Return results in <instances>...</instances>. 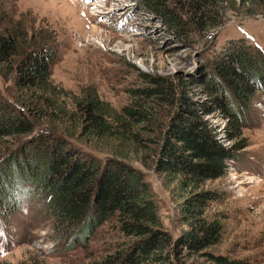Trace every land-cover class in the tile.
<instances>
[{
  "label": "trees",
  "instance_id": "1",
  "mask_svg": "<svg viewBox=\"0 0 264 264\" xmlns=\"http://www.w3.org/2000/svg\"><path fill=\"white\" fill-rule=\"evenodd\" d=\"M144 1L177 33L190 26L196 30L217 26L222 12L235 9L234 4L246 14L264 13V0ZM8 17L0 7V77L10 82L9 98L0 97V214L15 213L22 200L38 202L55 230L68 235L69 247L83 243L113 218L129 241L93 264H168L169 257L182 249L198 252L216 244L221 225L204 210L217 196L203 185L224 175L239 146L225 147L217 141L202 117L209 111L200 113L175 85L158 76L136 89L140 103L133 101L118 110L93 88L77 95L63 90L49 77L56 57L54 37L39 38ZM210 67V80L203 87L216 94L212 105L231 119L232 128L242 127L253 93L264 87V54L241 42L217 54ZM159 104L170 105L172 111L155 125L153 167L187 193L181 204L186 228L175 239L161 228L149 185L131 165L145 148L143 142H153L139 129L147 130L158 121L151 119L150 110ZM80 145L99 153L104 147L106 152L98 157ZM203 254L215 264H247ZM0 264L39 263L28 259Z\"/></svg>",
  "mask_w": 264,
  "mask_h": 264
},
{
  "label": "rangeland",
  "instance_id": "2",
  "mask_svg": "<svg viewBox=\"0 0 264 264\" xmlns=\"http://www.w3.org/2000/svg\"><path fill=\"white\" fill-rule=\"evenodd\" d=\"M236 6L224 10L215 27L196 30L190 26L177 33L164 25L144 0H0L12 24L17 20L39 38L54 37L56 57L49 77L63 90L77 95L81 89L93 88L99 98L118 110L133 101L140 103L136 89L158 76L175 85L200 113L209 111L202 117L217 141L225 147H239L227 161L224 175L203 185L217 196L207 203L204 215L221 225L217 243L203 251L247 264H264V87L253 93L242 127L237 128L212 105L216 94L203 87L210 80L212 59L230 46L242 42L264 54V13L246 14ZM9 88L10 82L0 77V97L9 98ZM150 111L157 123L139 132L153 142H143L145 148L131 165L149 185L161 228L175 239L186 228L181 204L187 193L155 170L152 154L155 125L167 119L172 107L153 105ZM80 148L98 157L106 152L104 147L102 154L83 145ZM68 239L55 230L38 202L22 200L15 213L0 214V263L30 259L39 264H93L129 241L113 218L96 227L83 243L69 247ZM203 251L182 249L169 257L168 264H215Z\"/></svg>",
  "mask_w": 264,
  "mask_h": 264
}]
</instances>
